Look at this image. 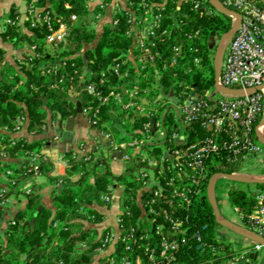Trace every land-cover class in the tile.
Listing matches in <instances>:
<instances>
[{"label":"built area","instance_id":"1","mask_svg":"<svg viewBox=\"0 0 264 264\" xmlns=\"http://www.w3.org/2000/svg\"><path fill=\"white\" fill-rule=\"evenodd\" d=\"M25 1L31 28L43 23L48 31L42 41L44 51L40 50V42L33 41L17 59L20 65L31 70L35 61L44 57L46 46L64 43L82 17L74 12L69 22H65L53 9L45 10L40 6V0ZM76 1L82 2L89 11L84 20L89 22V16L93 15L90 24L96 30L95 21L112 10V27L124 21L125 34L132 41L100 71L87 66L79 70L74 62H69L78 56L84 57L82 53L56 58L43 67V74L54 79L52 88L75 91L78 78L84 84L82 92L87 98L80 97L86 102L82 115L92 128L99 129L100 135L95 138L97 144L92 150L87 141H79L75 149L61 152L59 144L67 131V120L60 116L58 119L47 117L41 134L57 132L45 139L47 144L42 150L26 154L25 176L15 174L13 169H4L6 183L0 186V218L9 197L32 193L41 176L56 178L62 183L66 178L62 173H68L70 166L79 161L98 164L101 170H111V159L121 153L128 164L125 173L137 185L134 195L129 198L140 209L141 218H148L152 227L142 230L127 227L126 217L132 216V211L130 206L123 205L124 190L116 194V186H110L102 201L109 205L122 198L121 213L117 225L103 232L90 264H175L177 254L189 237L186 226L190 222L189 210L203 193L208 177L207 161L211 155L219 154L226 156L228 161L240 162L244 170H248L251 162L264 159V145L259 141V136L264 137V0H219L241 16L239 28L225 48L217 79L221 88L239 90L237 94L220 92L215 86L213 90L205 91L189 85L180 91L173 87L166 91L162 82L168 70L183 68L185 49L190 46V41L200 36L199 30H187L184 20H178L173 13L169 14V10L174 8L177 13L191 12L199 17L212 15L215 7L211 0ZM66 6L72 8L70 0H66ZM170 17L173 20L167 21ZM229 17L233 25L237 17ZM19 19H7L6 23L16 26ZM221 38L219 36V41ZM210 57L214 59V54ZM194 63L199 67L198 58ZM24 83L22 79L17 87ZM107 107L114 115L118 137L113 131L100 127L103 109ZM171 109L176 116L169 121ZM139 117L146 120L138 123ZM128 119L129 130L125 127ZM27 122V115L22 112L14 126H0V161L11 158L4 144L6 138L15 146L18 141L15 135L26 129ZM194 126L206 134L191 143L189 135ZM29 133L37 135L36 132ZM106 152L109 153L107 157ZM134 162L136 166L130 169ZM83 174L74 175L79 180ZM74 175L67 178L76 182ZM256 198L258 204L251 213L245 214L238 208L235 211L243 227L264 238V192H258ZM9 225H15V222ZM54 226H59V222ZM197 238L201 240V237ZM218 240L223 242L226 238L219 235ZM253 243L256 250L264 248ZM0 245H3L1 235ZM119 245L124 248L121 253ZM239 253L222 264H255L250 258L245 259L244 251Z\"/></svg>","mask_w":264,"mask_h":264},{"label":"trees","instance_id":"2","mask_svg":"<svg viewBox=\"0 0 264 264\" xmlns=\"http://www.w3.org/2000/svg\"><path fill=\"white\" fill-rule=\"evenodd\" d=\"M70 1L72 8H67L66 0H40L39 2L45 10L53 9L65 22H69L74 12L82 17L81 22L72 29L64 43L52 44L55 49L63 48V53L56 51L55 56L46 48L44 57L36 60L33 68L28 70L26 66L18 62H16V69L10 66L5 62L3 51L0 50V74H2V77L0 76V126H14L17 123V117L24 112L28 118L26 130L40 135L48 116L57 119L61 116L63 120L77 117L76 104L72 102V99L87 98L82 92L84 84L78 78L75 82V91L68 88H52L54 79L43 74V67L46 68L56 58H68L82 53L84 57L78 56L70 59L69 62H74L79 70L87 66L93 71H100L109 66L114 58L131 45L132 41L125 34L124 21L115 27H112L111 23L102 25L98 34L99 31L84 20L88 17L89 11L83 3L76 0ZM170 13H173L172 15L178 20H184L187 30H199L200 36L190 41V46L185 49L183 68L166 72L167 75L162 81L165 89L169 91L173 87L180 91L186 85L197 87L201 91L214 89L215 69L210 50L215 42V36H223L231 30L232 19L220 12L199 17L191 12L183 15L172 8L169 10ZM8 17L16 19L18 17L16 10L13 9ZM172 20L173 18L170 17L167 21ZM30 24L29 21L24 23L26 32L22 31L20 25L8 26L3 36L6 40L15 41L14 46L38 41L40 50L44 51L42 41L48 33L46 27L43 23H38L36 28H31ZM196 58L200 61L199 67L194 63ZM174 73H177V76L174 77ZM10 75L12 78H9ZM22 79L25 83L17 87ZM113 118L111 108H104L100 127L118 134L119 130L113 124ZM145 120V117L137 118L138 123ZM127 121L125 127L129 130L130 119ZM191 130L189 135L191 143L197 137L206 134L197 126ZM4 144L11 158L0 161V170L13 169L15 174L23 177L25 164L19 167L12 161L15 158L27 157V153L40 151L47 141H29L21 138L13 146L6 138ZM17 153L18 156H16ZM133 166H136L135 162L130 164L129 168L133 169ZM240 168V162L228 161L226 156L219 154L211 155L208 159V177L203 193L194 200L193 207L189 210L190 222L186 224L189 237L177 254L175 264H222L240 254L235 251L231 243L218 240L222 226L218 224L208 199V186L214 175L232 174ZM79 172L84 174L76 182L71 181L70 178L63 179V188L60 193L55 191L51 207L43 202L42 186L35 185L32 193L24 194L27 200L26 208L17 211L6 221V230L1 236L3 245H0V264H90L95 257V248L101 243L103 232L90 228L89 225L104 221L105 215L99 208H109L110 204L105 205L102 196L107 194L110 186L116 182L124 187L123 205L130 206L132 211V216L126 217V226L141 230L152 227L148 218H141L140 209L129 198L137 189L130 175L127 173L117 175L112 173L110 168L101 170L98 164L83 161L72 164L68 175L72 176ZM49 179L52 182L56 181L53 178ZM1 184L0 182V186ZM255 186L258 191L264 192V184ZM256 196L257 192L250 187L248 190L232 187L228 193L231 205L245 214L251 213L257 207ZM4 211L2 217L5 214ZM33 219H35L34 224L31 223ZM13 221L15 225H9ZM55 222H59V226L55 227ZM193 235L195 237L190 238ZM197 237H201V240L198 241ZM152 243L156 242L152 241ZM83 244L87 247L82 248ZM118 250L121 253L124 250L123 245L118 247ZM128 254L131 253L128 252ZM248 258L250 256L246 255L245 259Z\"/></svg>","mask_w":264,"mask_h":264},{"label":"crops","instance_id":"3","mask_svg":"<svg viewBox=\"0 0 264 264\" xmlns=\"http://www.w3.org/2000/svg\"><path fill=\"white\" fill-rule=\"evenodd\" d=\"M24 1L25 0H0V50L3 51V56H4L5 62L8 63L10 66H12L15 69H16L17 59L26 52L28 44H21L19 46H14L15 41L11 42L9 40H6L3 36V34L7 31L8 26H10L6 23V20L12 19V18H9L8 16L13 9L16 10L18 17L21 18L20 12L25 10ZM112 18H113L112 10H108L105 13V15L100 20H98L96 22L97 23V31H99L98 34H100L99 28L102 25L111 23ZM25 22H27V20ZM24 23H21V19H19L18 25L22 26V31L26 32L27 29L24 26ZM16 71H18V70H16ZM14 72H15V70H14ZM0 76L2 77V74H0ZM11 77H12V75L9 76V78H11ZM48 117H50V116H48ZM75 118H76V120H75L74 130L72 132L66 131V133H63L64 139L59 144L60 151L61 152H69V151L75 149L79 141H87L88 147L91 148L92 150H94V148L97 144L96 139H95L97 136H95L92 139L81 140L80 137L74 135L76 131L80 130V126H82L83 123H86V124L88 123L82 114H78V116ZM66 128H67V125H66ZM56 132H57L56 130H52L48 134L31 135L26 129H24L22 132L17 133L15 135V137L17 139L24 138V139H27L29 141L45 140L48 136L54 135ZM102 142L105 145L104 140H102ZM53 155H55V154L53 153ZM52 157L55 158L56 156H52ZM27 161H28V159L26 157H19V158H15L12 161V163L19 165V167H22L23 164L27 163ZM124 164H126L125 165L126 167L123 166ZM110 167H111L112 173L120 175V174H123L127 170L128 164L125 161H123L122 156H121V158H119L116 155L115 158L111 159ZM62 174L64 177H66V178L68 177L67 172H65V173L63 172ZM44 177H46L48 179V184H41L40 180H39L38 185L42 186L41 193L43 196L44 204L48 207H51L52 200H53V197L55 195V191H58V188L62 185V183H57L56 178H53L56 181L52 182L48 176H44ZM73 180L77 181L78 176L74 175ZM113 185L116 186V190H118V192L119 191L122 192L124 190V187L122 185H120V186H118L116 184H113ZM116 194H119V193H116ZM26 204H27V200H26L23 193L13 194L9 197L8 204H7L5 211H4L5 214L3 217L0 218V235L1 236H3L5 233L7 219L9 217H11V215L16 213L17 211L25 209ZM113 205H114V203L110 204L109 208H105V209L99 208L100 212L104 213V215H105L104 220L107 218V216L109 214L108 212L111 210ZM120 213H121V211H119L118 215H120ZM118 215L115 216V223L112 225H104L102 222L100 224L89 225V227L96 229L99 232H104L107 228L115 227L117 225ZM235 223H237V222H235ZM237 224L242 226V224H240V223H237ZM221 235L223 237H225L226 239L229 238L232 242L241 245L244 249L243 251L246 253V255L250 256V259L255 264H264V248H262L260 250H256L253 241L248 240V239H246V238H244L238 234H235L233 232H231V234H229V235L226 234L225 232H223V233H221Z\"/></svg>","mask_w":264,"mask_h":264},{"label":"water","instance_id":"4","mask_svg":"<svg viewBox=\"0 0 264 264\" xmlns=\"http://www.w3.org/2000/svg\"><path fill=\"white\" fill-rule=\"evenodd\" d=\"M213 6L215 7V9L226 15V16H230V15H234L237 17L236 22L232 25L231 30L224 34L220 40V43L218 45V49L215 55V59H214V69H215V89L223 92V93H229V94H237L240 93L239 90H231V89H225V88H221L218 83H217V79L219 77L220 74V69H221V63H222V59H223V55H224V51L226 46L228 45L229 41L232 39V37L234 36V34L237 32L239 25L241 23V16L239 14H237L236 12L227 9L225 6H223L221 4V2L219 0H211ZM24 6H25V10L20 12V16H21V23H24L27 20V2L24 1ZM93 15L91 14L89 16V23L92 20ZM72 102L76 104V108H77V112L78 114H82V107L83 104H85V101H82L81 98L77 99V98H73ZM61 117V116H60ZM62 118V117H61ZM75 117H70L69 119H67V131L68 132H72L74 130L75 127ZM259 141L261 142V144L264 145V137L259 136ZM116 155L121 158V153H116ZM221 179H229L232 180L234 182L237 183H241V184H246V185H258V184H264V178H247L244 177L242 175H237V174H225V173H219L214 175L209 182V186H208V199L213 207L214 210V214L217 218V222L220 226H222L225 229H228L229 231L238 234L248 240H251L255 243H258L262 246H264V238L261 237L260 235L256 234L255 232H252L248 229H246L245 227L233 222L232 220L226 218L218 205V201L216 198V186L218 184V182ZM63 188V185H61L58 188L59 193L61 192ZM32 224L35 223V219L32 220L31 222Z\"/></svg>","mask_w":264,"mask_h":264},{"label":"rangeland","instance_id":"5","mask_svg":"<svg viewBox=\"0 0 264 264\" xmlns=\"http://www.w3.org/2000/svg\"><path fill=\"white\" fill-rule=\"evenodd\" d=\"M214 14L218 13L217 10H215L214 8H212ZM97 21H95L96 23ZM222 37V36H220ZM219 36L217 38H215V42L213 43L212 45V48L210 50V54H214V59H215V55H216V52H217V49H218V45H219ZM44 40V39H43ZM48 51L52 54V55H55L56 54V51H58L59 53H63L64 52V49L63 48H56L53 47L52 45H47L46 46ZM56 56V55H55ZM213 59V60H214ZM158 91L161 92V90L159 88H157ZM168 89H166L167 91ZM213 90V89H212ZM154 107H158L157 105H154ZM162 114V112H160V115ZM176 116V113L173 109H171V112L170 114L168 115V120H172L171 118L172 117H175ZM76 136L80 137L81 140H88V139H92L94 138L95 136H99L100 135V131L99 129H96V128H91L90 125H88V123H83L82 126H80V130L79 131H76L75 134ZM117 137H118V134H116ZM105 153V152H103ZM106 157L109 156V153L106 152ZM264 157V156H263ZM126 164H124L123 166H125ZM126 167V166H125ZM126 172V171H125ZM124 172V173H125ZM0 182L1 183H6V180H5V170L4 169H1L0 170ZM236 173L237 175H242L244 177H247V178H264V159L262 161H254V162H251L250 163V166L248 167V170H244L242 168V165H241V168L239 171L237 172H234ZM40 183L41 184H48V179L44 176H41L40 177ZM116 185L120 186L121 183L119 182H116L115 183ZM232 187H236V188H239V189H244V190H248L249 187L251 188V190H254L255 192H260L257 190L256 186L255 185H246V184H241V183H237V182H234L232 180H229V179H221L217 186H216V196H217V199H218V205H219V208L220 210L222 211L223 215L234 221V222H237V223H241L240 219H239V214L238 212L235 211V208L231 205L229 199H228V193L230 191V189ZM115 193H121V191L118 192V190L115 191ZM114 205L112 206L111 210L108 212V216L107 218L103 221V224L104 225H112L115 223V216L118 215L119 211H121V203H122V198H117L114 200ZM221 233L225 232L226 234H231V232L228 230V229H225L223 227H221ZM226 241L228 243H231L233 245V248L238 251V252H243V247L239 244H236L234 242H232L229 238L226 239Z\"/></svg>","mask_w":264,"mask_h":264}]
</instances>
